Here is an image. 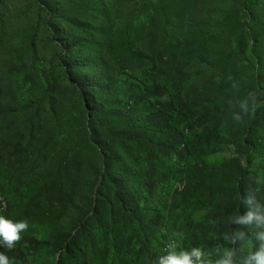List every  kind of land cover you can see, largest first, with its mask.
<instances>
[{
    "label": "rangeland",
    "instance_id": "374dc122",
    "mask_svg": "<svg viewBox=\"0 0 264 264\" xmlns=\"http://www.w3.org/2000/svg\"><path fill=\"white\" fill-rule=\"evenodd\" d=\"M112 7L118 10L117 29L132 22L141 25L145 33L138 37L139 46L158 49L165 55V63L154 78L160 84L169 83L170 92L180 98L193 118L198 140L195 148L209 153L210 170L226 158H237L245 165L253 145L243 141L249 116L240 122L233 120L232 111L239 109H230L229 101L249 91H255L264 101V8L260 1L251 9H245L243 0H114ZM76 34L81 40L88 38L79 29ZM240 36L253 44L258 62H251L239 50ZM60 51L36 0H0V192L10 206L4 216L29 224L13 247L20 251L19 264L56 263L64 251L56 250V236L75 231V220L85 209L91 214L90 201L95 197L94 187L100 184L105 158L93 140L92 109L106 117H125L133 110L128 105L133 96L134 88L129 84L132 79L123 74L115 76V70L124 66L116 59L117 51L106 45L111 67L106 82L111 85L91 102L81 98L78 87L57 65ZM125 67L126 73L146 76L142 67ZM99 73L95 69L98 78ZM48 78L52 87L47 84ZM169 98L165 94L162 100ZM216 107L222 112L213 115ZM261 107L264 103L257 108ZM108 145L125 164L140 172L151 169L152 206L170 205L175 190H182L188 182L190 167L186 164L173 166L167 159L149 163L143 155L135 159L137 149H131L132 155L123 142ZM251 170L264 173V157H257ZM231 174L227 170L217 179L222 203L234 184ZM100 199L104 226L96 230L89 243V264L112 260L136 264L139 247L144 248L145 255L139 256L137 264H154L164 243L173 237L182 248V238L167 226L153 236L149 247L138 238L130 241V226L110 224L116 209L111 185L105 184ZM187 205V212L207 214V208L195 199ZM114 233L119 234L115 246ZM221 244L230 246L223 239Z\"/></svg>",
    "mask_w": 264,
    "mask_h": 264
},
{
    "label": "trees",
    "instance_id": "16d2710c",
    "mask_svg": "<svg viewBox=\"0 0 264 264\" xmlns=\"http://www.w3.org/2000/svg\"><path fill=\"white\" fill-rule=\"evenodd\" d=\"M113 1L36 0L45 12L46 26L51 38L61 47L57 65L67 80L78 87L84 101H95L97 93L111 85L106 82V73L111 70L106 45L117 51L116 59L124 65L115 70V76L127 75L128 79H132L130 86L134 88L133 96L128 100L129 107L133 108L131 114L125 117L119 114L106 117L99 110L91 111L93 140L105 156L99 176L100 184L93 189L95 197L90 201L91 214L85 212V209L75 220V231L56 236V250L64 251L54 264H89V243L96 230L104 226L100 198L106 183L113 188L116 204L110 224L116 227L118 222H122L130 226V241L138 238L149 247L152 245L153 236L167 226L172 227L182 238L183 249L201 247L213 256L216 246L221 244L222 234L228 232L233 235L232 230L238 227L228 217L237 213L243 215L247 210L242 203L246 188L250 186L257 199L264 203V173L258 174L251 170L254 160L264 157V107L257 108L254 116L249 117L250 124L243 134V141L253 144L252 154L248 153L246 156V164H242L237 158H226L221 164H217L215 170H210L209 153L197 152L195 148L198 140L193 132V118L182 107L180 98L170 92L169 83L160 84L154 78L155 73L165 63V55L158 49L139 46L138 37L145 33L141 25L135 26L132 22L123 28L115 27L118 18L115 11L118 10L112 7ZM257 1L264 8V0H243L245 9H251ZM162 12L166 18L167 11ZM78 29L88 36L86 41L78 37ZM110 42L116 47H111ZM238 48L245 52L251 62L254 59L258 62L255 47L251 42L248 44L244 36H240ZM35 65L41 66L38 62ZM127 65L142 67L146 76L143 77L137 72L126 73ZM89 67L90 70L84 72ZM95 69L100 72L99 78L94 74ZM259 75L261 77V73ZM47 84L49 87L53 85L49 78ZM165 94L170 96L166 102L162 100ZM221 112L222 109L216 107L213 115ZM109 142H123L131 154V149L136 148L139 154H136L135 159L143 155L149 163L167 159L173 166L186 164L190 167L186 178L188 182L182 190H175L170 205L152 206L149 204L154 178L151 169L140 172L141 170L125 164L116 150L108 145ZM227 170L231 171L234 184L229 198L222 203L217 179L226 174ZM143 174L145 176L141 181ZM144 178L147 179L143 181ZM191 199L207 208L205 216L187 212V201ZM9 208L8 205L7 211ZM118 237L119 234L114 233V246L117 245ZM249 242L255 244L254 240ZM0 252L9 257L11 264H19V250H9L0 245ZM137 253L136 264L139 263V256L145 255L144 248L139 247ZM101 264L118 263L112 260ZM237 264H240L239 260Z\"/></svg>",
    "mask_w": 264,
    "mask_h": 264
},
{
    "label": "clouds",
    "instance_id": "9594fccd",
    "mask_svg": "<svg viewBox=\"0 0 264 264\" xmlns=\"http://www.w3.org/2000/svg\"><path fill=\"white\" fill-rule=\"evenodd\" d=\"M232 87L235 88L236 85L233 84ZM262 103L264 101L259 99L255 91H249L246 96L229 101L230 109H239L232 111V119L240 122L244 116H254L257 107ZM242 203L247 209L246 212L228 217L229 221L238 225L232 230L234 234H222L223 240L230 246H216L214 259L212 254L206 253L201 247L183 249L172 240L154 264H237V260L240 264H264V203L257 199L250 186L245 190ZM28 228L27 220L14 221L0 215V245L11 250L22 239L21 233ZM250 240H254L255 244H250ZM0 264H11L9 257L3 252H0Z\"/></svg>",
    "mask_w": 264,
    "mask_h": 264
},
{
    "label": "built area",
    "instance_id": "2783aa9c",
    "mask_svg": "<svg viewBox=\"0 0 264 264\" xmlns=\"http://www.w3.org/2000/svg\"><path fill=\"white\" fill-rule=\"evenodd\" d=\"M7 209H8V203L6 202V200L0 198V215H3V214L7 211ZM172 240H175V241H176V239L171 238V239L167 240V241L164 243L160 255L164 254V249H165V247H166V246L168 245V243H170Z\"/></svg>",
    "mask_w": 264,
    "mask_h": 264
},
{
    "label": "bare ground",
    "instance_id": "6f19581e",
    "mask_svg": "<svg viewBox=\"0 0 264 264\" xmlns=\"http://www.w3.org/2000/svg\"><path fill=\"white\" fill-rule=\"evenodd\" d=\"M0 198L4 199V197L2 196L1 192H0ZM177 243V242H176Z\"/></svg>",
    "mask_w": 264,
    "mask_h": 264
}]
</instances>
